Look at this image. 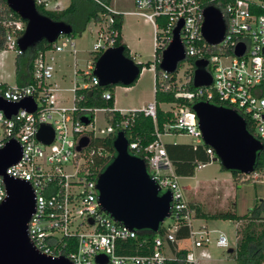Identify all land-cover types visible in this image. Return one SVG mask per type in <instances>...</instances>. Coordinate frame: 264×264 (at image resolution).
<instances>
[{"label":"built area","instance_id":"1","mask_svg":"<svg viewBox=\"0 0 264 264\" xmlns=\"http://www.w3.org/2000/svg\"><path fill=\"white\" fill-rule=\"evenodd\" d=\"M93 1L108 11L105 19L108 34L105 36L102 28L98 29L99 40L91 50L94 54H102L107 48L115 46L118 32L112 26L115 16L121 15V12L103 0ZM35 3L47 10L59 9L51 7L50 0H35ZM135 4L136 11L125 13L144 17L154 28L155 60L152 66L155 70V91H169L177 84V96L191 102V105L184 106L167 103L171 106L167 110L175 112V121L167 123L163 132L156 125L157 139L150 146L142 149L138 141L129 143V148L145 160L150 176L162 191L171 190L173 194L171 217L168 218L173 219V223L165 225L168 219L162 223L159 233L163 229V235L157 236L151 246L147 239L142 242L151 252H120L126 242L137 239L141 232L121 225L103 211L97 189L100 173L96 170L95 156L105 159L109 152L105 147H95L92 138L115 130L108 125L99 135L95 130L97 112L106 114L118 110L124 119L120 127L125 129L132 126L131 118L138 111L152 117L157 124L158 104L154 100L139 109L79 105L78 101L85 98L83 94L77 96L78 90L100 85V79L94 74L95 56L87 60L85 70L78 68L79 50L73 33L61 34L52 43L51 49L36 54L32 83L9 85L0 76V95L4 99L20 102L33 98L36 102L34 111L20 108L10 117L0 110V150L11 140H16L22 147V157L10 165L6 173L30 183L34 190L36 211L29 222L28 233L40 251L53 257L65 256L73 264H101L96 259L98 255L107 258L105 264H199L200 258L209 256L205 247L211 242L210 231L204 226L195 229V209L185 196L181 176L175 170L162 136L181 131L197 143H204L197 115L192 109L195 101L204 100L235 109L246 119L250 132L264 144V0H135ZM209 5L222 12L226 23L224 39L215 45L209 44L202 32L204 10ZM181 21L180 38L186 60L207 59V69L213 76L211 85L195 87L194 91L186 90L183 87L185 84L173 80V73L160 67L164 50L173 41L175 29ZM91 23L95 25V21ZM0 25L3 27L0 37L1 69V57L5 52L11 50L17 57L24 53L18 39L27 23L9 7L7 0H0ZM240 44L245 46L242 55L236 53ZM66 50L75 56L74 74L77 76L83 71L86 76L87 81L82 85L75 80L72 87L62 88L52 80L56 73L55 53ZM67 91L74 94L71 103L63 97L62 93ZM100 98L110 101L115 96L106 90ZM92 114L93 120L89 118ZM82 117H88L90 123L86 125ZM43 124L54 129V140L50 144L38 139ZM83 136H89L91 142L78 151L77 146ZM204 152L205 159H196L198 168L220 160L215 149L207 144ZM246 179H264V169H256L246 175ZM7 196L4 176L0 175V203ZM184 229L188 230V236L179 237ZM216 244L230 247L229 238L223 232H219ZM200 248L203 249L198 252Z\"/></svg>","mask_w":264,"mask_h":264},{"label":"water","instance_id":"2","mask_svg":"<svg viewBox=\"0 0 264 264\" xmlns=\"http://www.w3.org/2000/svg\"><path fill=\"white\" fill-rule=\"evenodd\" d=\"M9 7L26 21V29L18 39L19 47L25 52L42 41L54 43L61 34H72L73 27L40 13L35 0H7ZM203 35L209 44L220 43L225 36L226 23L222 12L214 5L204 10ZM179 23L173 41L164 50L161 69L175 73L181 62L186 60L185 48L180 38ZM245 46L240 44L236 53L242 55ZM124 46H111L97 59L94 74L101 86L134 84L142 70L134 58L124 53ZM264 52V50H263ZM193 84L195 87L209 86L213 76L207 69V59L195 60ZM20 108L34 111L36 102L27 98L12 102L0 95V110L9 117ZM205 144L215 149L224 169L248 175L258 166L264 144L248 129L246 119L235 109L204 100L192 104ZM87 125L88 117H82ZM38 139L45 144L54 140L52 126L43 124ZM91 142L83 136L77 146L81 151ZM125 130H118L113 138L115 153L98 175L97 189L99 202L104 212L115 221L139 232L159 233L162 223L171 217L173 194L162 191L160 185L150 176L143 158L132 154ZM22 157V147L11 140L0 150V175L4 176L8 196L0 203V264H73L65 256L53 257L40 251L31 241L28 233L29 222L36 211L35 193L30 183L16 179L6 173L7 168ZM235 248L228 251L232 253ZM105 264L107 258L97 256Z\"/></svg>","mask_w":264,"mask_h":264},{"label":"rangeland","instance_id":"3","mask_svg":"<svg viewBox=\"0 0 264 264\" xmlns=\"http://www.w3.org/2000/svg\"><path fill=\"white\" fill-rule=\"evenodd\" d=\"M50 2L51 7H57L59 8L57 10H62L70 4L71 0H50ZM111 5L123 14V34H126L127 40L133 47L132 57L135 62L144 65L134 85L126 87L125 85L117 84L113 88L116 105L118 109H139L155 100V70L152 66L155 60L154 28L144 17L135 13H125L137 10L135 0H111ZM95 25L90 22L81 35L78 34L74 37L79 50L77 54L78 68L82 70L86 69L87 60L95 56L91 50L95 42L99 40L98 29L102 28L105 36L108 34L105 18L100 22L95 21ZM1 59L3 62L0 69L1 80L9 85L17 84L15 75L17 56L15 52L9 50L3 54ZM148 63L151 64L150 68H148ZM55 66L56 73L52 80L56 81L62 88L72 87L75 80L80 85L87 81L83 71L77 76L74 74L76 70L75 56L68 50L55 53ZM194 66V62L189 60L180 63L177 74L178 84H186L191 80ZM62 94L68 103L72 102L73 92L67 91ZM161 107L169 109L171 106L169 104H161ZM95 119V130L99 135H102L101 131L106 130L108 126L105 113L97 112ZM162 141L171 159H189L191 149L198 152L205 150L203 142L197 143L193 137L183 132L163 134ZM175 142L177 146H175ZM245 180L246 178L244 180L236 179L231 171L223 168L220 160H217L212 165L197 169L195 176H181L180 178L185 196L192 207L196 206L201 212L209 215L233 211L241 216L249 213L256 205L260 204L261 199H264V179L258 181ZM237 222L231 219L215 217L196 218L194 220L195 229L204 226L205 230L210 231L209 235L211 238V242L205 247L209 256L200 258L199 264H238V251L236 248L244 231H248L250 227V230L256 232L257 235L261 234L264 230V220L253 222L247 220V222L239 226ZM172 223L173 219H168L165 225ZM238 229L243 232L239 237ZM219 232H223L229 238L230 247L217 246L216 240ZM230 248H235V251L230 253L228 251ZM202 249H198V252Z\"/></svg>","mask_w":264,"mask_h":264},{"label":"trees","instance_id":"4","mask_svg":"<svg viewBox=\"0 0 264 264\" xmlns=\"http://www.w3.org/2000/svg\"><path fill=\"white\" fill-rule=\"evenodd\" d=\"M103 1L106 4L111 5V0H103ZM38 9L40 13L49 16L53 20L64 21L70 24L73 27L74 37L77 36L78 34L81 35L87 29L90 22L92 21L100 22L104 18L106 19L108 13V11L104 6L93 0H71L70 4L66 8H63L62 10H47L42 6H39ZM114 21L115 22L112 26V29L118 32V35L116 36V40L114 43L115 46H124L125 55L130 58H133L131 55V51L128 45L125 43L122 34L123 24H124L123 14L115 16ZM2 33H3V27L0 25V37ZM1 42L2 41L0 40V46L2 44ZM52 46H53L52 44H49L46 41H42L39 44H37L35 47L29 48L22 55H19L17 57L15 75H16V83L18 85H25L33 82L34 57L39 51H45L47 49H51ZM100 54L101 53H95V59H98ZM187 60L195 63L194 58H189ZM139 65L141 70H143L144 65L140 63ZM150 67L151 64L148 63V68ZM157 71L158 73L160 72L159 67ZM177 74H178V70L175 73H173L174 81H176L177 79ZM193 75H194V71L191 73V80L187 84L183 85V87L186 90L189 91L195 90V86L193 84ZM132 85L126 87H131ZM115 86L116 85H108V86L94 85L89 89L78 90L77 96L83 94L85 98L84 100L78 101V103L79 105L113 107L115 105V99L110 101H105L100 98V95L103 91L106 90H109L114 94L113 88ZM178 90L179 87L176 84L174 89L172 90L161 91L160 89H157L155 91V100L158 104L157 124H155L152 117H148L143 112L138 111L135 113L134 117L131 118L132 126L124 129L120 127L121 122L124 119L118 110L107 112L105 114L108 125H112L115 128V130L105 136L92 138L93 139L92 144L95 147H105V149L109 152L108 156L105 159L103 158L101 159L95 156V160H96L95 166H97L96 170L99 173L105 168V166L111 160L112 155L115 153V150L113 148V138L118 130L124 129L127 133L129 141L131 143L134 141H138L141 148L144 149L145 147L150 146L157 139L156 125L158 129L163 132L164 127L167 123L175 121L174 120L175 112L173 110L163 109L161 107V104L177 103L178 105L181 106L191 105V102H189L187 98L177 96ZM89 118L93 120L94 114L89 116ZM175 146L177 145L175 144ZM130 152L132 154L139 156V154H137L134 149H130ZM189 155H190L189 159L191 160H187V159L180 160V159L172 158L175 170L177 174L180 176H194L196 174V168L198 167V163L196 159L206 158L204 151L198 152V151H194L193 149H191ZM194 156L196 158H194ZM256 169L257 170L264 169V151L259 156L258 166ZM232 174L236 179L244 180L246 178L245 174L239 173L238 171H233ZM245 181H247V179ZM193 208L196 209V217L198 218L215 217L221 219H231L241 222V224H244V222H247V220H249L250 222L264 220V215H263L264 199H261L260 204L256 205L249 213L243 216L238 215L236 212L233 211H224L214 215L211 214L209 215L207 213L201 212L200 209L196 206H194ZM250 229L251 228L249 227L248 231L245 230L244 233L241 231V229H238V236H240L243 233L242 238L238 242L236 248L238 251L237 254L238 264H264V230L261 232V234L257 235L256 232ZM188 233H189L188 230L184 229L182 232H180L179 237H186L188 236ZM159 235H163V229L159 234L152 233L150 231L141 232L137 239L126 242L123 245L124 247L121 249L120 252L149 253L151 252V249L148 247H144L142 242L145 239H147L151 246L154 239Z\"/></svg>","mask_w":264,"mask_h":264},{"label":"crops","instance_id":"5","mask_svg":"<svg viewBox=\"0 0 264 264\" xmlns=\"http://www.w3.org/2000/svg\"><path fill=\"white\" fill-rule=\"evenodd\" d=\"M128 12H133V11H128ZM122 34H123V30H122ZM123 38H124V41H125V43L128 45V47H129V49H130V51H131V53H132V51H133V47L131 46V44L129 43V41L127 40V37H126V34H123ZM114 96H115V94H114ZM147 105V104H146ZM145 106V105H144ZM144 106H142V107H144ZM115 107L117 108V105H116V99H115ZM141 107V108H142ZM175 144H176V142H175ZM194 158H196L195 156H194ZM180 160H186V159H180ZM187 160H191V159H187ZM210 165H212V164H210ZM208 166V165H207ZM202 168H204V167H202ZM197 169H200V168H196V171H197ZM195 176V175H194ZM235 181V180H234ZM196 213V212H195ZM196 218H198V217H196ZM201 218V217H200ZM237 223H239L238 224V226L241 224V222H237ZM239 237V236H238Z\"/></svg>","mask_w":264,"mask_h":264}]
</instances>
